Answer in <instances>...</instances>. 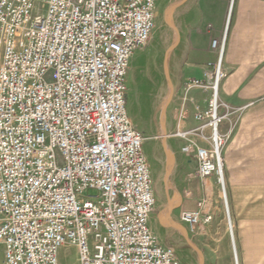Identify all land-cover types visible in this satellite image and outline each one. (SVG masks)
Returning a JSON list of instances; mask_svg holds the SVG:
<instances>
[{"label":"built area","instance_id":"built-area-1","mask_svg":"<svg viewBox=\"0 0 264 264\" xmlns=\"http://www.w3.org/2000/svg\"><path fill=\"white\" fill-rule=\"evenodd\" d=\"M161 2L0 0V264H62L67 248L79 264H183L150 223L157 198L145 136L128 111L131 60ZM225 46L226 37L212 42V95L194 113L211 133L200 143L193 131L178 136L196 176L216 177L226 194L215 91ZM208 197L182 214L188 231L212 222Z\"/></svg>","mask_w":264,"mask_h":264},{"label":"rangeland","instance_id":"rangeland-1","mask_svg":"<svg viewBox=\"0 0 264 264\" xmlns=\"http://www.w3.org/2000/svg\"><path fill=\"white\" fill-rule=\"evenodd\" d=\"M223 1L226 4L225 29L231 12L230 30L240 0ZM201 8L210 10L211 25L209 29H214L215 0H162L150 41L144 48L137 50L131 60L127 81L128 111L135 128L145 136L144 150L149 158L152 157L153 148H157L164 154L165 151L170 152L169 146L185 143L178 136L180 130H186L184 125L183 129L181 127L183 123H190L188 131H193L196 134L193 138L198 143L201 142V135L211 133L209 129L203 130L196 125V121L192 120L190 115H180L179 117L180 107L177 108L178 115L175 118L171 119L167 116L168 104L156 109L155 116L151 117L148 115L150 109L141 102L145 98H152L156 95L166 96L169 93L171 69L175 65H179L182 56V32H186L188 24L193 19V14L199 13ZM225 37V52L220 65L224 77L218 85L220 113L224 117L221 131L225 136V145L221 148V156L224 165L227 202L236 233L237 216L232 190L235 184L243 182L235 179L239 178V174H247L246 183L264 186V77L259 76V68L255 69L247 80V84L243 86L241 92L251 95L252 98L246 102L248 105L246 108L235 107L232 110L222 108L220 91L222 82L227 75L224 63L228 35L225 33L219 40L222 42ZM218 64L219 52L212 68L216 69ZM180 95L184 97L183 94ZM222 110L227 113H223ZM167 125H169L168 128ZM164 174V168L160 171V175L156 172L153 173L154 190L159 200L156 211L150 218L154 233L161 242L164 241L166 245L174 247L177 257L183 264H215V219L217 217H221L224 221L227 234L231 237L225 200L218 179L213 176L205 181L206 184L196 175L190 179L189 183L200 190V201L206 200L208 194L207 209L213 215V220L207 225L199 223L189 231L188 234L193 237L191 245H180L183 236L180 228H185V226L181 218H172L168 213L169 210L165 209L164 187L167 184L164 179H161ZM167 176L166 174V178H169ZM209 188H211V192H209ZM89 194L95 195L96 192L90 191ZM255 200H253V204L260 203L258 198ZM173 224L177 226L174 227ZM2 254L3 248L0 245V262ZM61 262L62 264H79L76 251L72 248L63 249Z\"/></svg>","mask_w":264,"mask_h":264},{"label":"crops","instance_id":"crops-1","mask_svg":"<svg viewBox=\"0 0 264 264\" xmlns=\"http://www.w3.org/2000/svg\"><path fill=\"white\" fill-rule=\"evenodd\" d=\"M225 10V2L215 0V28L212 30L209 29L211 15L208 8H201L199 13L193 14L186 32H182V56L179 65L171 69L169 93L141 101L150 109L149 116H155L156 109L168 104L167 116L171 119L178 115L177 108L180 107L179 117L188 114L193 120L197 108H207L213 81L206 74L212 71L218 55L217 50L212 48V42L214 39L221 40L225 33L228 35L224 63L227 75L220 91L222 108L232 110L248 106L246 102L252 98L241 92L243 86L255 69L259 68V76L264 77V0H240L230 30L231 12L225 29ZM192 80H200L202 86L189 89L188 84ZM195 124L200 127V124ZM182 126L188 130L190 123H183ZM184 145L186 142L169 146L170 152L165 151L164 154L153 148L152 157H148L153 184V173L160 175V171L165 169L164 177L161 176L167 184L164 187L165 209L175 219L181 218L184 212L195 211L201 199L199 188L189 183L196 175L198 162L194 154L182 151ZM166 174L169 178H166ZM238 177L235 180L243 183L235 184L232 190L237 216L234 243L227 234L224 221L217 217L215 264H236V258L238 264H264V186L246 183L247 174H239ZM257 198L260 203L253 204ZM185 230H181L183 236L180 245H191L193 237L188 234L186 226ZM2 259L3 254L1 262Z\"/></svg>","mask_w":264,"mask_h":264},{"label":"bare ground","instance_id":"bare-ground-1","mask_svg":"<svg viewBox=\"0 0 264 264\" xmlns=\"http://www.w3.org/2000/svg\"><path fill=\"white\" fill-rule=\"evenodd\" d=\"M222 57H220V65H221ZM218 85H219V83H216L215 84V91H216L217 98H219V96H218V87L219 86ZM209 192H211V188H209ZM222 195H223V198L225 200V208H226V213H227V220H228L229 232H230L231 239H232V241L234 243V226H233V221H232V218H231L230 209H229L228 202H227V196H226V194H225V192L223 190H222ZM234 252H235V255H236V250L235 249H234ZM236 264H238L237 258H236Z\"/></svg>","mask_w":264,"mask_h":264},{"label":"water","instance_id":"water-1","mask_svg":"<svg viewBox=\"0 0 264 264\" xmlns=\"http://www.w3.org/2000/svg\"><path fill=\"white\" fill-rule=\"evenodd\" d=\"M172 226L176 227L177 225L176 224H173ZM180 229L186 231L185 228H182L181 227Z\"/></svg>","mask_w":264,"mask_h":264}]
</instances>
